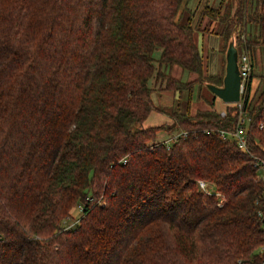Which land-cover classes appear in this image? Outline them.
Listing matches in <instances>:
<instances>
[{
    "label": "trees",
    "instance_id": "1",
    "mask_svg": "<svg viewBox=\"0 0 264 264\" xmlns=\"http://www.w3.org/2000/svg\"><path fill=\"white\" fill-rule=\"evenodd\" d=\"M200 5L0 0V264L262 263L264 83L252 91V78L257 50L264 78V0ZM195 16L251 56L245 149L219 134L236 102L221 115L212 93L191 111L196 83L224 76L206 72ZM156 90L178 99L161 107ZM153 112L169 121L145 126Z\"/></svg>",
    "mask_w": 264,
    "mask_h": 264
},
{
    "label": "rangeland",
    "instance_id": "2",
    "mask_svg": "<svg viewBox=\"0 0 264 264\" xmlns=\"http://www.w3.org/2000/svg\"><path fill=\"white\" fill-rule=\"evenodd\" d=\"M231 0H202L201 5L199 6L200 11L202 5H204L206 2L209 3L211 6L214 7H221V10H225V5ZM199 0H188L189 7L194 8L197 6ZM197 12V15H198ZM197 16L192 20V23L197 28L196 30V37L197 42L202 50L203 56L206 61V72L208 74H217L221 75L225 73V64H226V47L228 42H223L220 35L216 32L214 29L216 24L214 22L209 23V18L205 16L203 19L196 22ZM196 23V24H195ZM158 52H156L157 55ZM262 54L260 50H257V58H256V70L255 74L253 75L252 80V91H255L256 88L261 87V85L264 83V78L262 76ZM254 67V66H253ZM181 70V72H180ZM172 75L178 78L183 79H194L197 77L196 74L188 73L186 71H183L182 68L178 65H175L172 70ZM156 92V93H155ZM154 92V95H158L159 97V106L161 107H171L174 104V100L176 101L178 99V93L174 96V93L172 91H162V90H156ZM166 94V97H163L162 95ZM212 92L209 90L208 86L205 84V82L196 83L194 86V91L192 93V100H191V111H195L198 108H209L210 106L206 103L204 98H211ZM217 109L221 112L225 110L224 102H222L221 99L217 100L216 103ZM226 111V110H225ZM168 118V119H167ZM169 116L167 113H158L153 112L148 117V119L145 122V126L147 125H154L158 124L163 120L169 121ZM246 121H247V115H246ZM246 123V122H245ZM72 216L67 218L66 224L72 225L80 216V210L78 209V204L73 207L72 209Z\"/></svg>",
    "mask_w": 264,
    "mask_h": 264
},
{
    "label": "built area",
    "instance_id": "3",
    "mask_svg": "<svg viewBox=\"0 0 264 264\" xmlns=\"http://www.w3.org/2000/svg\"><path fill=\"white\" fill-rule=\"evenodd\" d=\"M238 63H239V69H240V74H241V100L239 102H236L239 107V117H238L236 124L233 126V128L220 129L219 134L225 139L236 140L238 142V145L241 148L245 149L247 146L246 130H245L246 113L243 111L242 106H243V99H244V96H245V93L248 87V83L251 77V72H252V59H251L250 54L247 51L239 52ZM220 113L221 115H225L226 111L223 110ZM187 134H188L187 130L181 129L179 131H175L173 134H171L164 140L168 145H170L179 136H187ZM254 159H255V162H254L255 166L258 168V177L262 179L264 183V160H260L256 156L254 157ZM197 183H198V186L202 190H205L208 192L211 191V189L209 188V185L203 179H199ZM78 209L80 210V215H81L83 211L82 203L78 204ZM259 216L264 225V208H262L259 211ZM79 217L75 219L72 225L66 224V227L74 226L79 221ZM261 252H262L261 254H264V243L261 245ZM261 264H264V258Z\"/></svg>",
    "mask_w": 264,
    "mask_h": 264
},
{
    "label": "water",
    "instance_id": "4",
    "mask_svg": "<svg viewBox=\"0 0 264 264\" xmlns=\"http://www.w3.org/2000/svg\"><path fill=\"white\" fill-rule=\"evenodd\" d=\"M238 55L235 35H232L226 50L225 73L222 84L205 82L209 90L223 102H239L241 100V74Z\"/></svg>",
    "mask_w": 264,
    "mask_h": 264
},
{
    "label": "crops",
    "instance_id": "5",
    "mask_svg": "<svg viewBox=\"0 0 264 264\" xmlns=\"http://www.w3.org/2000/svg\"><path fill=\"white\" fill-rule=\"evenodd\" d=\"M201 2H202V0H199L198 4H200ZM198 4H197V6H198ZM197 6H196V7H197ZM188 7H189V3H188ZM196 7H195V8H196ZM189 8L192 9V10H194V8H191V7H189ZM180 72H181V70H180ZM163 91H164V90H163ZM165 91H166V90H165ZM154 92H155V91H154ZM154 92L152 93L153 100H154V102H155L157 105H159V104H160V102H159V100H160L159 97H160V96H158V95H154ZM172 92H173V91H172ZM155 93H156V92H155ZM173 93H174V92H173ZM165 95H166V94H163L162 96H163V97H166ZM174 96H175V94H174ZM160 105H161V104H160ZM193 112H194V111H193Z\"/></svg>",
    "mask_w": 264,
    "mask_h": 264
}]
</instances>
